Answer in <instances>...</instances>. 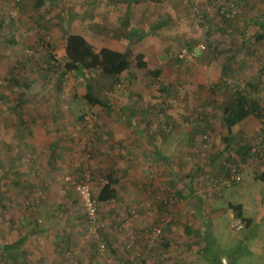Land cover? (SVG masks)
<instances>
[{"label":"rangeland","instance_id":"374dc122","mask_svg":"<svg viewBox=\"0 0 264 264\" xmlns=\"http://www.w3.org/2000/svg\"><path fill=\"white\" fill-rule=\"evenodd\" d=\"M0 1L2 2L0 11H3L0 16L10 20L7 26L0 29V48L3 47L0 49V56L4 57V60H0V144L8 143L5 140L8 134L11 138L10 132L18 134V132L27 130L21 129L26 124L28 127L32 126L29 119L35 117L37 112L40 113V117H61V121L55 122L57 130L62 132L61 123L65 125L63 129L66 132L80 130V139L83 141V151L78 156L65 158L68 160L67 163L63 160V164L57 165L60 166L58 169L55 165L54 167L48 165L45 157L39 164H35V167L29 165L24 171L17 167L15 178L26 176L34 181L39 178L41 183H45L42 187L44 189L34 187L29 192L31 196L27 200L13 202L8 208L3 200L4 197L1 196L4 194L3 186L0 187V197H2L0 201V245L15 241L22 232L30 233L35 227H43L47 231L44 234H32V237L26 240L24 249L16 251L15 259L13 254L10 256V253L3 252L0 247V264H47L52 259L51 254L53 253L49 252L48 248L55 240L56 243H60L58 255L62 264H109L106 261L107 258H111L112 264H134L140 259L143 260V264H147L148 258L150 264H186L180 258L173 259L172 251L167 248L170 246L169 243L166 249H160L157 246L162 238L165 239L164 230L171 222L165 224L162 235L149 243L145 236L148 230L159 222V218L157 222L144 226L142 236H139L138 228H135L134 224V221H137L135 209V217L130 220L129 226L124 228L121 227V216L117 217L115 212L111 213L112 208L110 207L108 213L113 216V224L108 225L101 217L106 227L99 229L94 235L89 234L83 219V207L77 199L76 191L69 184L68 178L78 173L80 177H84L82 172H86L87 169L93 176L92 169L86 167L93 156L87 157V152L84 150L89 133L84 126V117H93L95 120L94 129L90 132L93 136L92 142H95L97 121L99 117H106L107 113V103L102 101V105L90 104L82 93L77 92V86L85 87L90 82L95 95L108 102L111 97L115 100L114 95H117V92L112 90L108 84L112 85L113 81L121 83V77H113L109 74V76H104L89 70L83 72L80 80L79 75L74 72L61 75L66 56L59 55L58 51L53 48V37L50 33L53 23L48 21L53 17V13L67 20V8L72 7L73 11L78 14V18L82 19L81 25L90 24L91 28L97 30L98 33L96 30L95 33L98 35L101 32L115 33V28L120 27L103 25L100 20L92 23L93 12L90 6L95 0H60V8L56 5L52 7V10L44 11L42 15L34 9L24 10L26 7L22 0ZM110 1L115 2L114 7L116 8L118 5L127 6V3L133 1H138L137 3H141L142 7L146 3L153 4L159 9L161 16L170 11V7L189 4V14L199 25L198 29L202 36H199L200 38L195 36L192 41L188 42L180 39L172 42H157L159 49L166 48L169 55L162 59L163 65L153 66L152 69L161 68L162 71H166L165 77H156L155 81L148 77L145 71H137V85L139 83L141 86L137 87V93L131 92L132 96L137 94V100L129 103V117H139L137 111L141 106L140 102L149 105L154 99L153 102L157 104L154 107L151 105L154 110L151 117H156V122L163 121L167 117H179L172 127L175 131L184 133L190 130L196 134L205 133L211 138H209L210 143L207 147H203L201 143L199 148L195 146L194 149L186 150V153L180 154V159L177 157L178 162H173L170 181L160 183L162 187L160 191L168 198H178L176 196L178 192L183 193L189 184L194 191L200 190L205 194L221 197L226 190L244 179L240 184L243 185V190L234 192L232 200L234 203H244V214L253 219L252 224L239 231L233 230L230 224L237 218L230 217V211L227 209L216 217H210L205 238L208 243L206 242L204 250H199L200 258L193 264H224V259L227 264H264V220H262L264 210L256 193L261 182L258 180L250 182L247 175L243 174L244 177L241 176L239 182L228 188L216 189L211 183V179L224 176L222 172L224 165L240 162L233 148L245 144L251 147L260 145L259 135L255 132L250 136L235 130L234 139H231L222 121V109L230 102L233 89H244L246 93L264 104V74L258 78V71L261 70L264 61V26H259L260 19L255 18L253 21V18H246L247 21H251L245 22L246 3L239 7L237 19L231 14L227 17L222 16L219 10L229 5L231 0H223L222 3L221 0ZM247 11L251 13L248 8ZM20 18L26 19L22 21ZM147 21L149 22V19ZM177 23L180 30L185 29L179 17ZM245 23L248 25L246 28ZM64 30L67 31L68 26L59 25L60 39H63L66 34ZM5 32L7 34H4ZM253 32L254 36L250 38L249 35ZM204 33H207L206 36ZM8 39L13 41L12 45ZM20 39L28 40L21 42ZM5 45L7 48H4ZM234 50H237L243 58L230 59V51ZM155 60L152 59L153 62ZM205 66L209 69V76L204 74L203 69H199ZM14 79L16 83L13 82ZM166 80L169 81L168 84ZM204 81L207 83L205 88ZM157 85L160 95L155 90ZM85 90V88L82 89L83 92ZM118 91L120 92V89ZM24 96L29 100L23 99ZM118 101L119 99L116 102ZM115 111L113 109L111 113L116 116ZM209 117L212 118L209 119ZM254 122L262 124L263 121L255 118ZM15 139L13 137L12 140L16 141ZM70 142L71 140L68 139V145ZM92 144L94 147V143ZM71 146H68L67 152L73 153L70 150ZM218 146L229 148L225 154H222V158L216 156ZM4 163L0 165V185L12 179L9 173L6 177ZM156 172L164 176L163 170L157 168ZM91 180H93L92 177ZM18 188L19 186L16 185L14 190ZM93 192L97 196V190L93 189ZM39 195L41 197L38 201ZM105 206V204H100V215L103 214V210H108ZM108 213L103 215H108ZM108 229L115 238L113 240L115 248L107 243V255H105L99 253L97 247L100 241L106 243Z\"/></svg>","mask_w":264,"mask_h":264},{"label":"crops","instance_id":"0c3cea01","mask_svg":"<svg viewBox=\"0 0 264 264\" xmlns=\"http://www.w3.org/2000/svg\"><path fill=\"white\" fill-rule=\"evenodd\" d=\"M22 2L26 7L24 10L34 9L38 13L40 12V15H42L44 11L52 10V7H56V5L59 6V8L61 7L59 3L60 0H43L42 4L39 6H36V0H22ZM137 2L138 1L129 2L127 6L124 7L117 4V8L114 7L115 2L110 0H95L92 2L90 6V10L93 12L91 15V18H93L92 23L94 24V22L100 20L103 25L119 26V29L115 28L114 30L116 34L112 32L108 34L101 32L98 35L96 34L98 33L97 30L91 28L90 24H82L83 27L81 25L82 19L78 18V14L73 11L72 7L67 8V20H63L60 15L53 13V17L48 21L53 23V27L50 30L53 37V48L55 51H58L59 55L66 56L65 45L68 33L79 34L92 46L94 52L93 57L86 58L90 63H96V66H90L89 69L83 71L89 70L93 73L97 72L104 76H109L108 74L105 75L106 73L103 71V66H107L108 61L124 53L127 48H130L135 54H143L147 66L152 69L153 66L163 65L164 61L162 59L169 55L166 48L159 49L160 46L157 42H172L177 39L188 42L190 40L192 41L195 36H202L200 34L201 31L198 29L199 25L189 14V4L184 3L183 5L173 8L170 7V11H167L161 16L159 9L153 4L146 3L143 4L144 7H142V4ZM222 2L223 0H221V3ZM243 3L247 4V6L244 5L247 14V16L245 14V22L251 21H247L246 18H253V21L256 18L260 19L259 23L261 22V24H259V26H264V0H231L229 5L226 6L231 16L237 19V12H239V7H241ZM1 4L2 2L0 1V6ZM0 8H2V6ZM247 8L251 13H248ZM157 10L158 12H156ZM1 12L3 11H0V14ZM98 16L100 19H98ZM178 17L180 18L181 24L183 23V26H185V29H179L177 23ZM25 19L26 18H20L22 21ZM147 19H149V22ZM9 21L10 20L0 16V29L7 26ZM19 24H21V22H19ZM61 24H66L68 26V30H64L66 34L63 39H60L59 34V25ZM120 25L124 26V28H121ZM244 25L245 28L248 27L247 23ZM7 33H9V30H7ZM7 33L5 32L4 34ZM251 36H254V32L249 35L250 38H252ZM33 39L36 40L35 37H33ZM20 40L21 42H25L28 39ZM8 41L12 45L13 41L11 39H8ZM4 48H7L6 45ZM14 52L17 53L16 51ZM239 57L243 58L242 55H239L237 50L230 51V59H237ZM1 59L4 60L3 55L2 57L0 56V60ZM152 59L156 60L153 62ZM240 63L242 62L240 61ZM262 64L261 70L258 71V78L264 74V61ZM199 69H203L204 74L209 76V69L206 66ZM138 70L143 69L135 67L124 69L118 75L121 77V83L113 81L112 85H110V83L108 84L112 90L117 92L114 98L116 101L119 99L118 102H116L113 97H111L108 102L100 98L101 102L99 104L102 105V101L107 103V113L106 117H99L97 121L94 150L92 153L93 158L90 163L86 165V167L88 166L93 172V180L90 181V184L92 189L97 190L98 194L107 176L110 175L117 180L114 186L116 196L102 203L106 205L105 207H108L107 211L103 210V214H107L111 207V213L115 212V216L118 217V215H120L121 218H125L127 217L125 215H127L130 210L135 209L137 211V221H134V224L135 228H138L139 236H142V230L147 224L157 222L158 218L160 219L163 215L169 217V222L171 223H169L167 229L164 230L165 239L163 238L161 241L163 243L160 242V244L157 245L158 248L164 249L168 246L167 243H169L170 246L167 248L172 251L174 260L180 258V260L186 262V264H193L200 258L199 250H204L208 243L205 238L209 228L208 224L210 223V217L218 216L225 209L230 211V217H235L229 205L240 204L243 216L249 218L250 221L245 223L239 218H237V220H240L244 227L252 224L253 219L244 214V203H234L232 200V194L234 192L243 190V185L240 184L244 179L232 188L226 190L221 197L209 193L205 194L204 191L200 190L194 191L191 184H189V187L183 191V193L180 194L178 192L176 195L178 198H168V196L160 191L162 188L161 184L166 183L167 180L170 181L173 162H178V158H181L179 157L180 154L186 153V150H190L191 148L194 149L195 146L199 148L198 146L203 143V134H196V132L190 130L184 133L175 131L172 127L177 123V118L179 117H167V119L163 121L156 122L157 118L151 117L153 114L152 111H154L151 105H153V107L155 106V102H153L154 99L149 105H144L140 102L141 106L138 111L135 108L138 112L137 114L140 115L139 117H129V103L137 100V94L132 96L131 92L134 91L137 93V87L141 86L139 83L137 85L138 80L136 76ZM159 70L160 74L157 78L161 76L165 77L166 71H162L161 68ZM146 75L150 77L148 74ZM218 75L221 74L218 73ZM82 76H79V80L82 79ZM13 82L16 83L15 79ZM205 82L206 81H204V83ZM166 83L168 84L169 81L166 80ZM206 84L207 83L204 84V88ZM22 85L24 86V84H20V86ZM89 87L95 95V90L90 82H88L85 87L83 85H78L77 92L82 93L85 98ZM83 88L86 89L84 92L82 91ZM118 89H120V92ZM24 98L29 100L26 96H24L23 99ZM135 102H133V104ZM113 109L116 110V116L111 113ZM36 111L39 110L36 109ZM36 114L35 117L29 119V121L32 122V126L28 127L26 124V126L21 129L27 130H23L21 133L18 132V134L10 132L11 138L8 134V138L5 140L8 143L5 145L3 143L0 144V165L2 162H5L6 177L8 173L12 175V179H10L8 183H1L2 185H0V187L3 186L2 191L4 190V194L1 196L4 197L3 200L8 208L13 202H21L30 198L31 195L29 192L33 190L34 187L44 189L42 187L45 183H41L39 178H37V181H34L32 178H27L26 176L15 178V170H17V167H20L22 171L29 165L35 167V164H39L44 157L46 163L54 167V165L63 164L62 161L66 160L65 158L68 156H78L83 151V141L80 139V130L78 131L76 129L74 132H66L63 129L65 125L61 123V132L57 130V125H55V122L62 120L61 117H40V113L37 112ZM210 118L212 117H209V119ZM254 119V116H248L239 123L236 130L250 136L254 132L259 135L260 145H257L258 150H256V145L252 146L251 152L254 156L250 154V156H247L246 162H243L246 167L242 176L243 174L247 175L250 182L255 180L261 182L256 193L264 210V125H262L264 124V118H257L263 121L262 124L258 122L255 124ZM23 120L26 122L25 118ZM30 128H32L31 131ZM77 128H79V125H77ZM234 136L235 135H233L231 139H234ZM13 137L16 138V141L12 140ZM209 138L210 137H208V139ZM68 139L71 140L69 145H72L70 150L73 151V153L67 152L69 150ZM218 147V151L215 153L216 156L220 158L229 148L226 146ZM236 148L237 147L231 149L236 151ZM45 154H48V156H45ZM67 161L68 160H66V163ZM80 162H82V160ZM59 167L60 166H57L56 168L58 169ZM157 168L164 171V176L158 175L159 173L157 174ZM222 172L224 174L223 170ZM16 185H18L19 188L14 190ZM40 197L41 195L38 196V201ZM1 198L2 197H0V201ZM42 198H44V196H42ZM103 214L101 215L102 219L106 221L108 225H112L113 216L109 215L110 213H108V215ZM116 219L117 218H115V220ZM262 220H264V214ZM41 228L42 230L40 232L33 235L47 232L45 228ZM25 234H28V232H22L20 237ZM31 237L32 234L28 235L21 244L19 250L24 249L26 240ZM106 238L108 245L111 244L112 248H115V246L113 247V240L115 238L113 234L110 233V229L106 232ZM59 245L60 243H56V240L51 243L48 249L49 252H53L51 254L52 259H50L47 264H62L60 262V256L58 255ZM148 259L146 263L150 264L151 262L148 261Z\"/></svg>","mask_w":264,"mask_h":264},{"label":"trees","instance_id":"16d2710c","mask_svg":"<svg viewBox=\"0 0 264 264\" xmlns=\"http://www.w3.org/2000/svg\"><path fill=\"white\" fill-rule=\"evenodd\" d=\"M42 2L43 0H36L35 4L36 6H39L42 4ZM219 11L221 15L224 17H226V13L229 12L227 7H221ZM65 52H66V61L63 65L61 75L66 74L67 72H75L79 76H82L84 74L83 70L89 69L90 66H96V63H90L86 58V57L94 56L92 46L87 41H85V39L79 34L68 33L66 37ZM130 67L143 69L146 72V74H148L155 81H156V77H158L160 74L159 69L157 68L150 69L147 66V62L143 54L141 53L135 54L130 48H127L124 53L119 54L114 59L108 61L107 66L106 65L103 66V71L106 74L116 77L119 75V73L122 70L128 69ZM85 99L90 104L93 105L99 104L101 102L100 99L93 94L90 87L88 88V91L85 95ZM248 116H254L255 118H264V104H261L258 99L253 98L250 94L246 93L244 89H233L230 102L222 109V121L226 127V130L228 131L230 138L234 135V132L238 128L239 123ZM251 149L252 147L248 144L241 145L236 148V154L239 157L240 162L246 161L247 156H250V154H252ZM84 150L86 151V146ZM93 150L94 149L92 144V149L90 150L89 157L93 156L92 154ZM226 166L224 165L223 171H225ZM260 177L263 178L262 176ZM116 183L117 180L111 177L110 175L105 178V182L100 188L99 193L97 194V199L100 202V204L106 202L109 199L115 198L116 190L114 186ZM77 199L81 203V200L78 195H77ZM229 208L233 210L234 216L236 218H239L241 221L245 223H248L250 221L249 218L243 216L242 207L240 204H230ZM99 209H100V205H99ZM125 216L131 217L130 211ZM83 219L84 222L86 223V216L84 212H83ZM122 219L124 218H121V222ZM41 230H42L41 227H35L34 229H32L31 231L32 233L30 232L28 234H25L24 236L19 237L13 242L2 244L0 245V247L3 252L10 253V256L13 254L12 256L14 258L16 255V251L19 250L21 244L28 237V235L35 234L37 232H40ZM162 237L163 236H161V238ZM107 243L108 242L106 241L105 244ZM140 261L141 264L144 263L143 260L140 259Z\"/></svg>","mask_w":264,"mask_h":264},{"label":"built area","instance_id":"2783aa9c","mask_svg":"<svg viewBox=\"0 0 264 264\" xmlns=\"http://www.w3.org/2000/svg\"><path fill=\"white\" fill-rule=\"evenodd\" d=\"M222 12V11H221ZM230 13H226V17L229 16ZM155 90L158 95H160V90L159 86H155ZM157 104V103H156ZM155 104V105H156ZM94 124L95 120L93 117H84V126L88 130V135L86 139V152H87V157H89L90 150L92 149V141H93V136L91 135V131L94 129ZM202 146L207 147L209 144L208 141V135L203 134L202 135ZM246 165L243 162H238V163H231L225 167V175L223 177H218L216 179H211L212 186L216 189L218 188H228L231 187L234 183H237L241 180L242 173L245 169ZM84 174V177H80V173H78L76 176H72L71 178H68L69 183L72 185L74 190L76 191V194L79 196L84 213L86 216V229L89 234H96V232L99 229H102L106 227L105 223L101 219L100 215V209L99 205L100 202L97 199V196L94 194L92 186L90 184V178L91 172L90 170L87 169L86 172H82ZM131 217H125L122 219L121 222V227L126 228L129 226L131 218L135 217L136 212L134 209L130 210ZM170 221L169 217H163L159 220V222L152 226L149 230L148 233L146 234V238L149 241V243H152L157 239L163 231V228L165 224H167ZM233 230L239 231L241 230L244 225L240 220L235 221L233 224L230 226ZM147 232V230H146ZM106 244L103 241L98 242V247L97 251L101 254H106ZM106 261L109 264H112L111 258H107ZM141 261H136L134 264H141Z\"/></svg>","mask_w":264,"mask_h":264},{"label":"water","instance_id":"95a60500","mask_svg":"<svg viewBox=\"0 0 264 264\" xmlns=\"http://www.w3.org/2000/svg\"><path fill=\"white\" fill-rule=\"evenodd\" d=\"M223 261H224V264H227V262H226V260H225V259H224Z\"/></svg>","mask_w":264,"mask_h":264}]
</instances>
